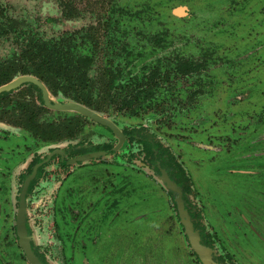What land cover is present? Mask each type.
Here are the masks:
<instances>
[{"label":"rangeland","instance_id":"374dc122","mask_svg":"<svg viewBox=\"0 0 264 264\" xmlns=\"http://www.w3.org/2000/svg\"><path fill=\"white\" fill-rule=\"evenodd\" d=\"M22 75L43 83L51 102L80 103L132 138L48 107L32 82L1 90L4 253L18 248V186L6 165L12 154L37 160L49 148L24 186L43 163L54 164L50 208L45 195L27 201L31 237L60 259L49 253L50 263L69 260L67 245L76 256L78 238L108 224L93 246L95 235L86 239L89 264H197L177 192L156 174L155 158L166 153L167 172L191 193L185 217L213 261L264 264V0H0V86ZM143 139L155 144L144 155ZM116 142L113 153L64 163ZM147 154L166 193L141 173Z\"/></svg>","mask_w":264,"mask_h":264},{"label":"flooded vegetation","instance_id":"af4514ba","mask_svg":"<svg viewBox=\"0 0 264 264\" xmlns=\"http://www.w3.org/2000/svg\"><path fill=\"white\" fill-rule=\"evenodd\" d=\"M40 91H41V89H40ZM42 99H43V96H42ZM105 118H107V117H105ZM98 123H100V122H98ZM100 124L103 125V126H106V125H104L102 123H100ZM115 125H116V123H115ZM106 127L110 131L114 132L115 137L118 140H120L122 138V135L123 136L128 135L125 131L119 129L121 131V137H120L110 127H108V126H106ZM129 136L130 135H128V138H132V136L131 137H129ZM117 139H116V141L118 142ZM117 142L113 143V144H109L107 146L104 145L102 148H96L95 150H92V151L89 150V151L79 152V153H76L74 155H70L68 158L66 157L67 158L66 160L64 159L65 160L64 163L77 164L78 162H84V161H87V160H94V159L100 158V157H102V156H104L106 154L113 153L114 152L113 150H114L115 145L117 144ZM1 143L3 144V142H1ZM2 144L0 145L1 147H3ZM139 144H141V146L143 145L142 146L143 149L140 152L143 155L145 153H150L151 149H153V146H155V144L149 139H147V140L143 139V141L142 140L139 141ZM2 149H4V147ZM49 151H50V149L48 148V149H45L44 151H42L41 153L40 152L37 153V157H38L37 160L36 159L33 160L34 157H32L31 159H27V157H24L20 161H18L19 160L18 154H20V152H18L16 154H14V155L12 154L10 156L11 158L15 157V162L13 164L10 163V164H12V166L10 165L11 166L10 167V166L6 165L10 169V171H9L10 172V176L8 178L10 186L13 187V185H15V184L18 186V190H17V193H16L17 207H16L15 216H14V218H15V236H16L15 238H16V243H17V247L18 248L14 249V253H11V254L4 253L2 251V249H0V258L4 259L6 264H33L30 261V259L28 258V256H27V250H28V252H30L35 257V259L37 260V262L39 264H52V263L49 262V259L47 258V255L49 253H50V255L53 256L52 252H50L51 249L53 248L52 245H45V246L40 247L39 243L35 241V238L31 237V235H34V233L31 230V229H33V227L32 228L30 227V224H29V221H28L31 218V216H29V211H27V201L30 200L32 197H34L35 199H38L39 197H42V195H45L46 199L48 200V203L46 204V206H43V207L44 208H48V207L50 208V204L54 201V197H55V195H53L52 198H51V202H50V172L55 173V171L53 169L54 168V164L52 165V163L50 161H48L46 163H43L42 165L40 163L39 165H41V166H40V168L38 167L39 165L37 166V168H39V169H37L35 171L34 177H32L31 179L29 178L30 180L28 181V184L26 183V186H24L25 179L27 178V176H29L32 173L34 165L37 164L38 162H40L39 157L41 155L49 156V154H48ZM5 152H6V150H5ZM90 152H103V154H100L99 156L90 157V158H88L86 160H83V159H75L74 160V158L79 157V156H81L83 154L90 153ZM147 156H148V154L145 155L142 158L139 155V158H142L143 160H145V161H143V163H141L140 169L143 171L141 173L144 174V176H146L150 180L154 181V183H156L158 185V187L164 192L165 191L164 186L159 184L157 182L156 178L154 179L153 170H151L149 168V166L146 164V160L147 159L145 157H147ZM161 158H162L161 160H160V158L159 159L155 158L154 165L157 167L156 174L157 173L158 174L161 173L162 175H164L165 176L164 179L166 180V184L169 185V183H172L174 186H177L178 188H180L181 189V193H182L181 194L182 199H184V200L188 199V194H191V193H190V190L187 189V186H183L184 184H181V182H177L172 177L170 172L168 173L167 170H166L167 154L163 153L161 155ZM1 159L3 161H4V159L5 160L8 159V156H6V153H4L2 156H0V160ZM24 160H26V161H24ZM61 161H63V159ZM22 162H23V164H22ZM1 164H2V162L0 161V166H1ZM14 167L16 168L15 170H17V167H18V170H19L18 172L15 173L16 176H13V172H12ZM1 168H2V166L0 167V169ZM145 168L147 170H149V172H151L152 174L151 175L150 174H146L145 171H144V170H146ZM164 172H167V174L164 173ZM0 177L2 179H4V177L2 175H0ZM13 188H12V190H13ZM164 193H166V191ZM177 196H178V193H177ZM21 204L24 207V211L22 213V221L19 223V224H21V226L19 228V226L17 225V222H18L17 221V217H18V210H19V207H20ZM37 208L40 210L42 207L38 206ZM3 209H5V208H3L2 205H0V218H1V215H2V212H3L2 211ZM37 215L34 214V217L37 216ZM37 218L38 217H35L34 219L37 220ZM77 218H78L77 216L74 217V219H77ZM89 219L90 218L88 217V220ZM198 221H199V224L203 225V221H202L201 218H199ZM79 222H82V220L80 219ZM40 226H42V225H40ZM19 229L22 231V232H20L21 235H18ZM107 229H108V224H107V226L97 227V229L91 230L90 232L85 233L84 234L85 236L83 235V236L79 237L78 238V245H77V248L79 247V251H78L79 253L76 256H70L72 254V249H71L72 246L70 247L69 245H67L68 248H65L63 246L64 249H62V252L64 254L67 253V256H69V260H68V258L66 256L64 258L65 261L63 259H61V260L64 262V264H67L68 262L71 263V264H89V261H88V258H87V253L89 251L86 252V250H87V248H86L87 247L86 239L89 238L90 234H94L95 237L90 242V245L93 246L96 243L97 238L100 237V235H102L104 231H107ZM23 230L25 231L24 232L25 235L23 234ZM199 236H201V232L199 233ZM26 237H27V239H26ZM37 238H38V236H37ZM26 240L28 242H26ZM65 242H67V241H65ZM17 249H18V251H17ZM65 250H66V252H64ZM191 250L194 252L195 256L197 257V260H196L197 264H203L200 261L198 255L192 249V247H191ZM215 256L218 257L219 255L216 253ZM71 258H74V261L76 263H72L73 260H71ZM78 259H79V262H77ZM59 260L60 259L58 257H55V256L52 257V261H54V262L55 261H59ZM70 260H71V262H70ZM212 260H213V258H212ZM213 262L215 264H219L218 262H215V261H213Z\"/></svg>","mask_w":264,"mask_h":264},{"label":"water","instance_id":"95a60500","mask_svg":"<svg viewBox=\"0 0 264 264\" xmlns=\"http://www.w3.org/2000/svg\"><path fill=\"white\" fill-rule=\"evenodd\" d=\"M23 82H32V83H35L36 85H38L39 88L41 89V92L43 95V101H44L45 105H47L48 107H52L55 109H63V110L70 109L73 111H77V112L97 121V122H100V123L110 127L113 131L116 132V134H118L121 137V131L115 125L114 122H112L108 118H105L104 116H102L98 112L90 109L89 107H86L80 103L72 102V101H67L64 103H62V102H54V103L51 102L48 95H47V90H46L45 86L43 85V83H41L34 76L22 75L18 78H15L14 80L9 82L8 84L0 86V91L10 89V88L17 86ZM100 154H103V152H90L87 154H83L79 157H76V158H74V160L75 159L86 160L90 157L99 156ZM169 185H168L169 188L173 187V190L178 193V197L175 199V201H176L177 209L179 211L181 222L184 226V231H185L184 233H185L187 242L192 247V249L195 251V253L198 255L200 261L203 264H215L212 260V255H211L210 251L208 250V248L200 242L201 239L199 236V232L195 231L190 220L185 217L187 212L184 208V201H183L182 196H181V194H182L181 191L178 189L177 186H174L172 183H169ZM23 211H24V207L21 204L19 207V210H18V217H17V221H18L17 225L19 226V228L21 226V224H19V223L22 221ZM20 232H22V231L19 229L18 235H21ZM27 256L33 264H39L37 262V260L35 259V257L30 252H28V250H27Z\"/></svg>","mask_w":264,"mask_h":264},{"label":"trees","instance_id":"16d2710c","mask_svg":"<svg viewBox=\"0 0 264 264\" xmlns=\"http://www.w3.org/2000/svg\"><path fill=\"white\" fill-rule=\"evenodd\" d=\"M32 52H33V49H32L29 53H32ZM69 67H70V66L63 65V64H62V67L60 66V67H59V70L62 68V70H64V72H66V71H67V68H69ZM57 68H58V67H57ZM24 69H26V68H24ZM23 73H26V71H24ZM9 75H10V73H9V67L7 66V69H6V71H5V77L8 78ZM68 77H69V78L72 77V74L69 73V76H68ZM33 85H34L35 87H37V88L40 90V88H39L35 83H33ZM105 86H106V90H107V89H110V85L105 84ZM123 102H124V101H123ZM118 108H119V109H122V106L120 105ZM119 109H118V110H119Z\"/></svg>","mask_w":264,"mask_h":264}]
</instances>
